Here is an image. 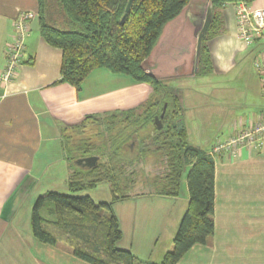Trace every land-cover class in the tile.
Segmentation results:
<instances>
[{
  "label": "crops",
  "instance_id": "0c3cea01",
  "mask_svg": "<svg viewBox=\"0 0 264 264\" xmlns=\"http://www.w3.org/2000/svg\"><path fill=\"white\" fill-rule=\"evenodd\" d=\"M233 1L216 6L221 25L207 41L212 64L207 74L215 84L204 88L194 84V78L205 75L195 66L197 34L211 0H190L165 24L145 61L148 71L180 93L183 119H190L192 108L200 109V119H217L212 132L222 135L211 138V132L202 138L207 141L202 148L209 153L213 141L264 116L262 81L253 69L261 42L246 45L239 39ZM248 1L252 7H264V0ZM39 6V0H0V71L7 63L15 17L22 10L37 13L30 21L24 59L15 77L0 81V264H91L61 244L33 236V205L39 195L67 186L69 163L63 149L67 128L89 114L138 107L153 95V87L106 67L93 69L80 89L58 82L62 50L42 37L39 19L35 22ZM184 124L190 139L189 124ZM213 156L215 232L177 264H264V150L242 149L234 158ZM178 198L144 194L115 203L123 232L119 246L160 262L173 247L187 208L186 186L183 201Z\"/></svg>",
  "mask_w": 264,
  "mask_h": 264
},
{
  "label": "trees",
  "instance_id": "16d2710c",
  "mask_svg": "<svg viewBox=\"0 0 264 264\" xmlns=\"http://www.w3.org/2000/svg\"><path fill=\"white\" fill-rule=\"evenodd\" d=\"M189 1L133 0L121 22L128 0H57L56 9L51 0H39L41 35L62 50L58 82L80 89L93 69L106 67L149 83L153 95L135 108L86 115L66 129L63 149L69 163V193L48 190L37 197L31 213L37 240L61 244L91 264H177L194 245L208 243L214 234V156L189 141L180 93L145 68L163 27ZM211 1L213 17L202 37L198 74L212 70L207 41L222 21L215 8L229 0ZM54 11L63 16L61 26ZM155 116L160 117L161 128ZM89 156L98 158L95 165L77 163ZM147 164L161 171L148 172ZM184 177L188 205L173 247L162 260L142 258L120 247L123 232L114 204L144 194L177 197ZM139 179L150 189L135 193ZM104 182L110 186V201L97 202L89 194H80Z\"/></svg>",
  "mask_w": 264,
  "mask_h": 264
},
{
  "label": "built area",
  "instance_id": "2783aa9c",
  "mask_svg": "<svg viewBox=\"0 0 264 264\" xmlns=\"http://www.w3.org/2000/svg\"><path fill=\"white\" fill-rule=\"evenodd\" d=\"M237 35L246 45L261 42L253 59V66L261 78L264 101V7H252L248 0H234ZM33 10H22L14 19V35L7 45V63L0 71V81L12 80L23 62L25 38L30 32V21L36 17ZM242 149L264 150V116L248 123L226 139H216L210 153L236 157Z\"/></svg>",
  "mask_w": 264,
  "mask_h": 264
},
{
  "label": "rangeland",
  "instance_id": "374dc122",
  "mask_svg": "<svg viewBox=\"0 0 264 264\" xmlns=\"http://www.w3.org/2000/svg\"><path fill=\"white\" fill-rule=\"evenodd\" d=\"M51 2L53 5H55L54 8L56 9L57 8V0H51ZM53 13H54V17L57 20L59 26H61V24L63 22V16L59 13V11H54ZM35 22H38V18L35 20ZM253 69L255 70L254 66H253ZM194 79H197L196 82H194V84L197 86L200 85L203 88L206 85L211 86L212 84L216 83L215 82L216 79L215 78L213 79V76L208 75V74L207 75L206 74L205 75H198ZM199 111H200L199 108H192V113H191L190 119H183V122L188 123L189 127H190L191 134H190L189 141L195 145L201 144L199 146H201V148H202V144H207V141L206 140L204 141V139H202L203 136L204 137L208 136L209 133H211L214 129H216L215 126L217 123V119H200L201 116H199ZM210 125H212V126H210ZM220 132L221 131H219V130L212 132L211 134H213V135L211 138H213L214 134H220V136H221L222 134ZM214 138H216V137H214ZM145 170H147L148 172H152V173H156L158 171H161L159 166H155V165H151V164H147L145 166ZM65 185H63L64 188L61 187V190L59 192L69 193V190H68V188H66L67 186L65 187ZM185 186L187 187V183H186V178L184 177V179L182 181V185H181V192H180V195H179V198L177 201H181V202L183 201ZM148 189H150V188L148 186L146 187L144 185V182L139 179L134 192L138 193V192H142V191H147ZM80 194H89L97 202L110 201L111 200L110 186L107 182L100 183L97 187H95L93 189L85 190L83 192H80ZM147 195H150V194H147ZM137 196H141V195H137Z\"/></svg>",
  "mask_w": 264,
  "mask_h": 264
},
{
  "label": "water",
  "instance_id": "95a60500",
  "mask_svg": "<svg viewBox=\"0 0 264 264\" xmlns=\"http://www.w3.org/2000/svg\"><path fill=\"white\" fill-rule=\"evenodd\" d=\"M132 2H133V0H128V3L126 5V9H125V14L122 17L121 22H123L125 17L127 16L128 12L131 8ZM212 16H213V3L211 2L208 6L203 25L199 29L198 34H197V48H196V60H195L196 71H198V58H199V53H200V49H201L202 37L209 27ZM164 108H166V105ZM162 116H163V113L161 114V117ZM155 121H156L158 127L161 128L162 123H161V119L159 116H155ZM97 161H98V158L96 156H89V157L79 159L77 161V163H79L80 165L93 166L96 164Z\"/></svg>",
  "mask_w": 264,
  "mask_h": 264
}]
</instances>
